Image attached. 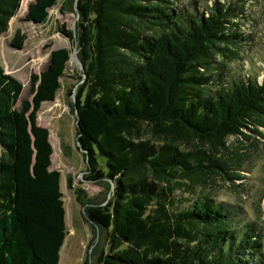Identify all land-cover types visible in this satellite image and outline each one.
<instances>
[{"label": "trees", "instance_id": "obj_1", "mask_svg": "<svg viewBox=\"0 0 264 264\" xmlns=\"http://www.w3.org/2000/svg\"><path fill=\"white\" fill-rule=\"evenodd\" d=\"M21 1L0 0V38ZM180 1L64 0L59 8L72 5L78 17L75 31L59 32L75 43L82 69L70 106L84 178L109 192L102 202L81 190L75 198L105 235L101 264H264L252 225L234 229L233 213L208 195H179H194L207 176L232 179L220 158L226 138L247 140L245 130L264 127V78L234 80L225 70L239 59L233 21L243 0L168 7ZM56 6L32 0L26 20L44 26ZM24 40L17 31L11 46L22 50ZM69 58L68 49L52 51L20 107L23 86L0 65V264H59L61 174L50 170L49 131L37 116L55 101Z\"/></svg>", "mask_w": 264, "mask_h": 264}, {"label": "rangeland", "instance_id": "obj_2", "mask_svg": "<svg viewBox=\"0 0 264 264\" xmlns=\"http://www.w3.org/2000/svg\"><path fill=\"white\" fill-rule=\"evenodd\" d=\"M32 0H22L20 7L10 22L8 31L0 38V65L6 74L21 82L23 89L18 107L24 100H31V75H39L45 70L49 55L57 49H68L70 58L61 84L72 91V96L61 89L56 100L43 103L37 116L39 126L49 131V141L53 149L50 170L61 174L60 190L63 194L65 209L66 237L60 250L59 264H101L100 253L107 254L105 235L85 221L82 208L75 198V191L81 190L86 198L95 197L102 202L109 198V192L103 185H96L85 180L86 163L76 143V120L70 103L74 102L79 82L75 79L81 75V65L77 60L75 43L59 32L60 27L75 31L78 17L72 5L60 12L64 0H58V6L49 10L46 25L33 24L26 20L28 5ZM193 1L200 9L205 4H222L226 0H181L170 3L172 11L189 7ZM243 10L237 23L236 36H240L238 45L239 59L226 62V71L234 80L240 76L256 75L259 81L264 78V0H243ZM17 31L25 36L23 49L11 46ZM75 50V51H74ZM75 52V57L73 56ZM221 62V57H214ZM74 85V87H73ZM250 128L241 136H228L225 148L221 149V163H225L226 172L232 179H223L215 174L205 178V185L199 186L194 195L179 193L181 197L208 195L233 213L232 227L241 229L252 225L258 233L261 247L259 252L264 260V127H258L259 134ZM225 161V162H224ZM223 175V173H220ZM88 261L85 263V261Z\"/></svg>", "mask_w": 264, "mask_h": 264}, {"label": "crops", "instance_id": "obj_3", "mask_svg": "<svg viewBox=\"0 0 264 264\" xmlns=\"http://www.w3.org/2000/svg\"><path fill=\"white\" fill-rule=\"evenodd\" d=\"M61 85H62V84H61ZM61 89L67 91V93H68V90H67L68 88H66L65 86L62 85V88H61ZM61 89H60V91H61ZM58 93H59V92H58ZM55 100H56V99H55Z\"/></svg>", "mask_w": 264, "mask_h": 264}, {"label": "water", "instance_id": "obj_4", "mask_svg": "<svg viewBox=\"0 0 264 264\" xmlns=\"http://www.w3.org/2000/svg\"><path fill=\"white\" fill-rule=\"evenodd\" d=\"M75 51V50H74ZM73 56L75 57V52H73ZM78 60V59H77ZM79 63V61H78ZM80 64V63H79ZM77 147L79 148V145L77 144ZM80 150V149H79ZM81 151V150H80Z\"/></svg>", "mask_w": 264, "mask_h": 264}]
</instances>
